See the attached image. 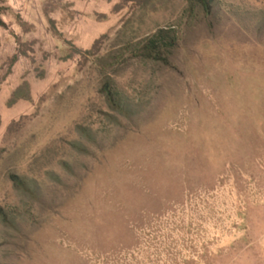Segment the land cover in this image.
<instances>
[{
    "label": "rangeland",
    "instance_id": "obj_1",
    "mask_svg": "<svg viewBox=\"0 0 264 264\" xmlns=\"http://www.w3.org/2000/svg\"><path fill=\"white\" fill-rule=\"evenodd\" d=\"M191 1L0 0V264H264V0Z\"/></svg>",
    "mask_w": 264,
    "mask_h": 264
},
{
    "label": "trees",
    "instance_id": "obj_2",
    "mask_svg": "<svg viewBox=\"0 0 264 264\" xmlns=\"http://www.w3.org/2000/svg\"><path fill=\"white\" fill-rule=\"evenodd\" d=\"M189 1L192 2L191 0ZM196 1L200 3L203 12L207 14L209 10L208 0ZM2 25L4 24L0 18V26ZM172 33L171 29H158L153 34H150L135 43V48L131 50L132 56L141 60L161 62L164 65H168V55H170L172 49L176 46V39L171 36ZM101 93L107 102L117 107V104L115 105L114 98L112 97V92L107 87V84L101 89Z\"/></svg>",
    "mask_w": 264,
    "mask_h": 264
}]
</instances>
